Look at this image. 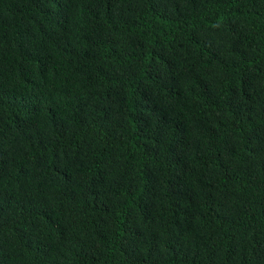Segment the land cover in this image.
Listing matches in <instances>:
<instances>
[{"label":"trees","instance_id":"16d2710c","mask_svg":"<svg viewBox=\"0 0 264 264\" xmlns=\"http://www.w3.org/2000/svg\"><path fill=\"white\" fill-rule=\"evenodd\" d=\"M0 264H264V0H0Z\"/></svg>","mask_w":264,"mask_h":264}]
</instances>
